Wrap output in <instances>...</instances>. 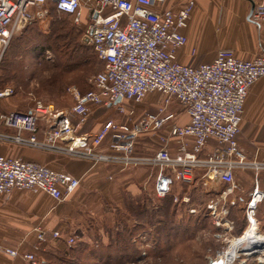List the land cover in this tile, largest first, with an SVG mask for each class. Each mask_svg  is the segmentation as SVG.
Here are the masks:
<instances>
[{
    "label": "built area",
    "instance_id": "obj_1",
    "mask_svg": "<svg viewBox=\"0 0 264 264\" xmlns=\"http://www.w3.org/2000/svg\"><path fill=\"white\" fill-rule=\"evenodd\" d=\"M166 1L0 0V53L15 31L34 19L29 9L52 3L59 13L70 15L75 25L83 27V39L87 38L86 44L103 62L102 70L93 77L91 90L82 94L74 88L69 90L75 100L69 108L59 109L41 100H36L28 111L0 107V126L15 133L0 132V142L74 158L155 166L159 170L154 185L158 198L165 197L171 190L172 179L168 173L191 184L196 171L205 170V175L211 174L228 184L230 191L237 190L234 170L247 166L237 148L243 105L252 84L264 77V55L242 60L231 50L220 49L209 63L196 66L179 63L177 52L186 44L184 30L195 2L182 0L179 7L166 8ZM250 18L254 22L264 19V3L253 9ZM150 93L159 94L162 101L156 113L146 114L137 124L117 125L108 120L93 136L78 134L77 128L85 122L91 107L116 106L119 105L115 103L117 100L139 103ZM13 95L11 86L0 88V102ZM172 101L188 118L183 125L171 123L169 126V136L177 140L181 155L172 157L167 139L161 137L164 146L154 156L131 157L138 133L160 130L174 119L167 110ZM117 110L124 112L121 106ZM40 121L47 126L41 139L38 138ZM107 136L109 153H104L99 149ZM211 140L217 147L207 158H199ZM189 143L191 150H188ZM112 153L116 156H111ZM78 185L79 181L67 173L19 157L0 155L2 196L17 189L44 192L61 202ZM261 200L262 193L255 187L245 208L250 226L255 224L253 216ZM206 208L210 214L215 213L214 203ZM227 228L231 230L232 223ZM36 231L38 241H44L45 233L40 229ZM52 235L58 237L57 232ZM73 241L69 238L67 243ZM39 249L33 245L34 251ZM4 251L11 257L18 256L15 250ZM228 251L215 250L208 264H233L236 252ZM22 257L28 264H40L32 253Z\"/></svg>",
    "mask_w": 264,
    "mask_h": 264
},
{
    "label": "crops",
    "instance_id": "obj_2",
    "mask_svg": "<svg viewBox=\"0 0 264 264\" xmlns=\"http://www.w3.org/2000/svg\"><path fill=\"white\" fill-rule=\"evenodd\" d=\"M205 1L207 0H194L196 4L198 3L196 8L198 10L202 8ZM181 3L182 0H167L164 7H179ZM221 3L219 8L211 6L212 12H209V15L211 13L213 17L210 15L212 18L210 17L209 26L205 24V27H201L198 24L199 12L194 13L192 20H189L191 22H188L189 24L184 30L187 38L186 44L177 52L179 63L191 66L209 63L220 49L231 50L235 57L242 60H250L256 56L264 55V19L258 22L252 21L251 18L247 19L251 4L255 9L262 5L264 0H221ZM150 94L146 97L149 98L148 104L153 107V110L146 112L144 116L156 113L157 106L162 101L159 94ZM118 104L109 107H91L85 122L77 128L78 134L95 135L106 121L113 120V111H118V106L123 107L128 116L134 113L132 105L128 101ZM5 106L6 104L0 102V107L3 110H6ZM167 110L172 112L174 119L162 129L154 131H163L164 133H158V140L152 142L154 147L146 157L154 156L164 146L160 141L161 137L167 139V149L172 157L181 155L177 140L169 136V126L171 123L183 125L187 123L188 118L174 101L170 103ZM129 119L131 118L129 117ZM139 119L123 124L133 125ZM46 128V124L40 121L39 139L43 137ZM0 132L9 135L15 134L2 126H0ZM108 141L109 137L107 136L99 149L100 151L109 153ZM216 147L217 144L211 140L204 146L198 157L207 158ZM237 148L243 162L247 165L245 168L234 170V178L239 185L237 190L230 191L228 184L213 178L211 174L205 175V170L196 171L194 180L203 182L204 187L202 188L208 198V204H215L214 214H210V210L207 208L206 210L207 216L213 222H220L219 229L223 233L218 236L222 243L219 249L236 252L233 264H264V248L247 251L248 243H239L240 237L245 235L242 236V234L251 228L245 219V208L253 196L255 187L262 193V200L258 203L253 216L254 228L257 231L256 236L261 242L264 241V77L256 80L248 90L243 105L240 131L237 136ZM188 150H191L190 143ZM0 155L19 157L25 161L35 162L52 170L67 173L79 181L74 192L61 202L53 200L44 192L35 193L16 189L8 196L0 195V264H28L22 256L31 253L40 264L41 262L47 264L42 258V255H45L42 252L45 250L43 248L45 245L60 247L66 243L68 237L73 239L77 233L86 234L91 226L90 222H96L95 228L99 230L102 225L97 222H101L105 216L110 217L111 214L102 198L107 201L112 193L116 194L121 191H128L134 195L140 191V184L143 185L144 190L148 189L154 193L155 178L159 171L152 165L143 164L140 168H133L127 165L121 166L120 163L116 165V163L108 161L74 158L52 151L18 147L11 143L0 142ZM167 175L171 177L172 181H178L169 173ZM73 207H80L83 215H78L77 210ZM91 212H97L99 219L84 214ZM110 220L108 218L107 222ZM235 220H240V222H235ZM86 222H89L90 225L88 226ZM229 223H232L231 230L227 228ZM36 228L42 230L47 236L46 241L40 244L38 251L33 250V245L36 242L35 237L31 238V232L35 233ZM53 232H57L60 236L52 238L50 235ZM80 241L86 240L81 238ZM5 249L17 251L18 256H9L4 251ZM213 255L214 251L207 258L209 259Z\"/></svg>",
    "mask_w": 264,
    "mask_h": 264
},
{
    "label": "rangeland",
    "instance_id": "obj_3",
    "mask_svg": "<svg viewBox=\"0 0 264 264\" xmlns=\"http://www.w3.org/2000/svg\"><path fill=\"white\" fill-rule=\"evenodd\" d=\"M218 2V0H207L204 3L202 2V8L199 10L196 8L198 7V3H195L196 5L191 13L190 20H192L194 13L196 14L199 12L197 16L199 19L198 24L201 27H205L208 25V22L205 20L206 18H204V16L207 14V11L211 9V6L216 5L219 8L221 2ZM29 11L34 14V19L28 22L26 26H29V28L31 27L29 34L32 36L34 34V36L31 40L22 42L23 46L22 49L19 50V54H14V56L10 54V47L12 46L9 44L12 42L13 44L18 43L17 39L20 38L22 32L26 28L25 26L15 31L8 42L9 44H7L0 53V83L16 89V93L11 98L3 99L1 102L6 104L4 107L6 110L14 109L28 111L33 107L36 100L51 103L54 107L59 109L69 108L75 101L69 90L74 88L80 94L91 90L93 88V77L100 72L102 68L97 69V67H92L91 70L88 69L90 72L87 71L86 74V72L82 70L65 73L62 72L60 68L54 67L53 63L56 62V60H52L54 58L52 52L46 49L48 48L46 38H48V33L52 29V24L63 23L70 28L75 25H73L71 19L65 15L57 14V16L54 17L49 6L35 7L29 9ZM201 15L202 17H200ZM76 28V30H79L78 39H80V30L83 31V27L76 25ZM35 48H38L40 51H35ZM89 52L91 53V51ZM90 53H88L86 58H91V55H89ZM60 81L69 82L70 84L59 91L58 83ZM148 100L149 98L146 97L139 103L128 101V103L132 105L131 108L134 113L128 116L125 110L123 113L113 111L112 121L117 125H123L124 122L129 123L138 118L141 120V116L153 110V107L148 104ZM129 117L131 119H129ZM158 133L163 134L164 132L147 131L138 133L134 140L131 157L143 158L146 157L148 153H151L152 147H154L152 142L158 140ZM110 155L116 156V153ZM112 163H116V165L117 163L119 164L117 161ZM120 165L124 166L122 163H120ZM127 166L140 168L143 164L136 163L128 164ZM139 187L140 191L134 195L128 193V191H121L116 194L112 193L107 201L102 198L103 203L106 204L107 208L110 210L111 214L110 217H108L111 219L110 222H107L108 218L105 216L101 222H97L102 225L99 230L95 228L96 222H90L92 227L90 226L86 234L77 233L76 237L78 238L73 237L74 241L71 244L67 243L70 238L68 237L66 243L60 247L45 245L43 247L45 250L42 251L45 255H42V258L45 259L47 264H51L52 262L57 264L56 256H60L61 253L63 254V251L69 246L75 249L77 247L76 244H78L81 238H85L86 241L80 242H82L84 246H87L88 249H83V251H81L80 264H100L89 260L83 261L85 259V254H89L88 250L96 247V242L94 241L95 234L98 233L97 235L101 236V241L105 243L109 239L106 234V227L112 231L113 237L114 232L117 230L122 231L125 224L129 225L135 222V220H139L141 214H138L142 209L147 208L151 210L157 205L161 207L170 198V212L168 217L165 218L161 213L158 216V220H162V222H168V220L173 222V226L168 230L172 239L169 238L170 246L166 252L156 256L149 252L154 244L155 235L154 232H152L153 230L150 232V228L147 230L144 227L136 233L132 239L135 246L134 248L138 250V256L135 259L125 260L121 263L114 261L107 262L104 260L101 264H208L207 257L222 245V243H220L221 241H219L220 239L216 237L222 235L223 232H220V223L216 225L217 222H213V220L207 216L206 206L208 204V198L205 196L202 188L204 187L203 182L194 180L191 184H187L176 181L173 192L170 193L169 196L166 195L163 198L156 197L153 191H149L148 189L144 190L142 184H140ZM73 209L77 210L76 212L78 215H83L80 211V207H73ZM84 214L94 219H99V214L97 212ZM155 220L156 218L153 219V221ZM90 223L88 222L87 225L89 226ZM37 229L38 228H36V230ZM104 229L106 232H104ZM53 233L50 235L52 238H54L52 235ZM59 236L60 234H58V237ZM34 237L36 239L35 245L37 248L47 239L45 234L44 241H38L37 231L35 233H33V231L31 232V238ZM164 245L165 241L160 247H164ZM148 252L149 255H147ZM72 259L73 258L70 256H67L65 261L67 264H73Z\"/></svg>",
    "mask_w": 264,
    "mask_h": 264
},
{
    "label": "trees",
    "instance_id": "obj_4",
    "mask_svg": "<svg viewBox=\"0 0 264 264\" xmlns=\"http://www.w3.org/2000/svg\"><path fill=\"white\" fill-rule=\"evenodd\" d=\"M46 6H49L51 8V13L54 15V17H56L57 14L65 15L69 17L71 19V22L73 23L70 15L59 13L52 3H49ZM73 25L75 24L73 23ZM76 29V25L71 26L70 28L68 25H65L63 23L52 24V29L48 33V38H46V44L48 45V48L46 49L52 52L54 56L52 60H56V62L53 63L54 67L60 68L61 71L65 73H72L76 70H82L86 72V74L87 71L90 72L89 70H91L92 67H97V69L103 68V62L98 59L95 52L93 51V48L83 42L84 31L80 30L81 38L78 39L79 30ZM30 30L31 27L29 28V26H26L20 38L17 39V44H13V42L10 44L8 43L10 46H12L10 47V54H13V56L14 54H19V50L22 49L23 46L22 42L31 40L34 34L33 36L30 35ZM35 51L40 50L38 48H35ZM89 51H91V53ZM88 53H90L89 55H91V58H86L88 56ZM68 84L70 83L60 81L58 83V90H63V88ZM6 86L7 85H3V83H0V88H4ZM12 88L14 89L15 94L16 89L14 87ZM178 181L181 182L180 180ZM175 184L176 181L173 180L171 190L167 194V196H169L170 193L173 192ZM170 202L171 200L169 198L161 207L157 205L151 210H148L147 208L142 209L139 214L137 213L138 215L141 214L139 220H135V222L129 225L125 224L122 231L117 230L114 232L113 237L112 231L106 227V234L109 239L105 243L101 241V236L97 235L98 233L95 234L94 241L96 242V247L88 250L89 254H85V259L83 258V261L89 260L101 264L104 260L107 262L114 261L121 263L125 260L135 259L138 256V250L134 248L135 246L132 239L135 234L142 230L144 227L147 230L150 228V232L153 230L152 232H154L155 235V241H153L154 244L149 252H151L155 256L166 252L170 246L169 240L172 239V236L170 237L171 234L168 232V230L173 226V222H171V220H168V222H162V220H158V216L161 213L165 218L168 217L170 212ZM154 218H156L155 221H153ZM235 222H240V220H235ZM106 231L104 229V232ZM164 241V247H160V245L164 243ZM76 245L77 247L75 249H73L72 246H69L65 251H63V254L61 253L60 256H56L57 264L58 262L59 264H67V262L65 261L67 256L73 258V264H80L81 251H83V249H88V247L84 246L82 242H78V244ZM149 252L147 255H149ZM51 264L54 263L52 262Z\"/></svg>",
    "mask_w": 264,
    "mask_h": 264
},
{
    "label": "bare ground",
    "instance_id": "obj_5",
    "mask_svg": "<svg viewBox=\"0 0 264 264\" xmlns=\"http://www.w3.org/2000/svg\"><path fill=\"white\" fill-rule=\"evenodd\" d=\"M219 2H221V0H218ZM218 2V3H219ZM222 4V3H221ZM214 6H216V5H214ZM225 6V5H224ZM211 10V11H210ZM214 11V10H213ZM209 12H212V7H211V9H209L208 11H207V14L204 16V18H206L205 20H207V22H208V26H209V20H210V17L212 16L211 15V13H210V15H209ZM201 13V12H200ZM216 14V13H215ZM230 14V13H229ZM225 15V14H224ZM200 17H202V15L200 16ZM213 17V16H212ZM211 17V18H212ZM203 19V18H202ZM213 21V20H212ZM205 22V21H204ZM215 23V22H214ZM255 226H254V224L251 226V228L249 229V230H247L246 231V233H244L245 235L243 236V237H240V239L241 240H239L240 242V244L242 243H244V244H246V243H248V242H250L251 240H255V241H258V242H261V240L256 236V230H255V228H254ZM258 235V234H257ZM238 244V243H237ZM237 244H235V245H237ZM235 248V247H234ZM233 248V249H234ZM231 251H233V250H231ZM232 253V252H231Z\"/></svg>",
    "mask_w": 264,
    "mask_h": 264
},
{
    "label": "water",
    "instance_id": "obj_6",
    "mask_svg": "<svg viewBox=\"0 0 264 264\" xmlns=\"http://www.w3.org/2000/svg\"><path fill=\"white\" fill-rule=\"evenodd\" d=\"M253 9H254V7H253V5L251 4V8H250V11H249V14H248V20H249V18H250V16H251V13H252V11H253ZM83 42H87V38L85 37L84 39H83ZM115 103H119V100H117ZM244 235V233L242 234V236ZM262 248H264V241L263 242H258V241H255V240H251L250 242H248V246H247V251H249V250H259V249H262Z\"/></svg>",
    "mask_w": 264,
    "mask_h": 264
}]
</instances>
